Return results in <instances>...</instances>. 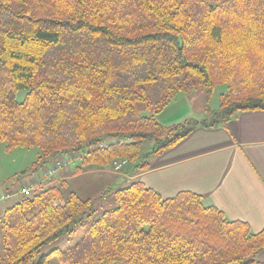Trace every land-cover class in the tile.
<instances>
[{
  "label": "trees",
  "instance_id": "16d2710c",
  "mask_svg": "<svg viewBox=\"0 0 264 264\" xmlns=\"http://www.w3.org/2000/svg\"><path fill=\"white\" fill-rule=\"evenodd\" d=\"M219 86L220 108L202 121L157 119L180 93ZM247 111H264V0H0V143L39 149V168L126 160L128 180L199 126ZM127 180L97 198L116 205L99 216L66 182L17 196L3 213L4 264H264V228ZM79 230L76 245L38 257Z\"/></svg>",
  "mask_w": 264,
  "mask_h": 264
},
{
  "label": "crops",
  "instance_id": "0c3cea01",
  "mask_svg": "<svg viewBox=\"0 0 264 264\" xmlns=\"http://www.w3.org/2000/svg\"><path fill=\"white\" fill-rule=\"evenodd\" d=\"M168 111L157 117L163 126L189 119L188 110L167 117ZM149 163L148 170L129 176L127 183L140 181L165 199L189 191L201 195L205 206H215L227 219L247 223L254 233L264 228V111L242 112L226 128L199 126ZM102 171L106 170L79 175ZM69 175L66 169L61 171L56 182L68 183L73 179ZM260 256L264 261V251Z\"/></svg>",
  "mask_w": 264,
  "mask_h": 264
},
{
  "label": "rangeland",
  "instance_id": "374dc122",
  "mask_svg": "<svg viewBox=\"0 0 264 264\" xmlns=\"http://www.w3.org/2000/svg\"><path fill=\"white\" fill-rule=\"evenodd\" d=\"M226 87L219 86L215 89L212 96L207 98L206 91L204 89H198L192 93L185 94L180 93L177 97L171 102V104L165 109L169 110L167 117L173 115L177 110L182 109L188 110L186 113L189 114V119L202 121L206 117L207 106L211 110H218L221 105V95L225 93ZM26 98L25 91H18L16 93V100L22 103ZM186 121V120H185ZM185 121L181 122L184 123ZM180 123V124H181ZM167 127V126H166ZM171 127V126H168ZM6 143H0V195L7 194V190H10V194H17L23 188H33L37 190V184L41 183L46 173V170L51 166L39 168L37 162L39 156L41 155L39 149H24L18 148L13 150H8L6 148ZM79 163H74L73 165H68L63 167L55 174V178L49 181L47 184L39 185L40 187H50L52 185H57L61 182H56L58 174L67 170L70 172V177H73L72 180L67 181L70 192H74L79 195L84 200H96V216H99L107 210L114 209L116 207L114 202V197L111 193H108L105 198L97 199L102 196L106 191H110L115 188L116 182L119 179H116L121 175L119 172L113 170L112 167L105 169L101 173H88L77 174L75 176V168ZM98 172V171H97ZM129 183L125 184L128 185ZM17 202V196H11L7 200L0 201V264H4V245H3V231H2V221L3 213L6 209L12 207ZM83 231L79 230L76 234L68 237H64L59 241L44 247L40 256L49 253L53 249H68L76 245L82 238ZM262 259L259 255L258 260ZM58 261L53 260L52 264Z\"/></svg>",
  "mask_w": 264,
  "mask_h": 264
},
{
  "label": "built area",
  "instance_id": "2783aa9c",
  "mask_svg": "<svg viewBox=\"0 0 264 264\" xmlns=\"http://www.w3.org/2000/svg\"><path fill=\"white\" fill-rule=\"evenodd\" d=\"M71 163H72L71 160H60V161H57L56 163H54L49 169L46 170V173L44 175L43 181H42V183L40 185L47 184L49 181H51L55 177V174L59 170L63 169V167H65V166L70 165ZM126 164H127L126 160L115 161L112 164V168L116 172H121L122 168ZM36 186L39 187V185H36ZM38 187H37V189H38ZM33 188H24L20 192H18L17 194H15L13 196L30 197V196H32L33 192H35V189H33ZM10 197H11L10 195H0V201L7 200Z\"/></svg>",
  "mask_w": 264,
  "mask_h": 264
},
{
  "label": "water",
  "instance_id": "95a60500",
  "mask_svg": "<svg viewBox=\"0 0 264 264\" xmlns=\"http://www.w3.org/2000/svg\"><path fill=\"white\" fill-rule=\"evenodd\" d=\"M126 180H127V178H126V177H123V178H121V179L117 182L116 185H121V184L124 183Z\"/></svg>",
  "mask_w": 264,
  "mask_h": 264
}]
</instances>
